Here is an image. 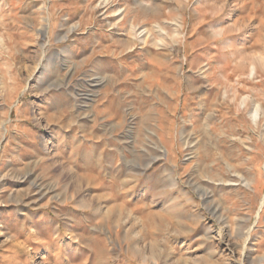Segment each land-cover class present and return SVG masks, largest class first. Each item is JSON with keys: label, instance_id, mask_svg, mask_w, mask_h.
I'll return each instance as SVG.
<instances>
[{"label": "rangeland", "instance_id": "1", "mask_svg": "<svg viewBox=\"0 0 264 264\" xmlns=\"http://www.w3.org/2000/svg\"><path fill=\"white\" fill-rule=\"evenodd\" d=\"M0 264H264V0H0Z\"/></svg>", "mask_w": 264, "mask_h": 264}, {"label": "bare ground", "instance_id": "2", "mask_svg": "<svg viewBox=\"0 0 264 264\" xmlns=\"http://www.w3.org/2000/svg\"><path fill=\"white\" fill-rule=\"evenodd\" d=\"M242 105L244 106V108L246 107V103L245 102ZM257 115H258V107L256 106L255 109H254L253 117H252L253 120L256 119Z\"/></svg>", "mask_w": 264, "mask_h": 264}]
</instances>
